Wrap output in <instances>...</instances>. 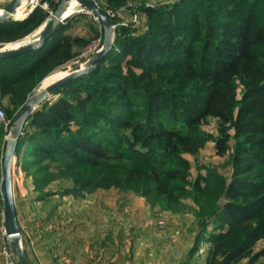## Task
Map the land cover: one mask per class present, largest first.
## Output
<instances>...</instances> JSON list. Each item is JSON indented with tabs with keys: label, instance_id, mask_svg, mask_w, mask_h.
<instances>
[{
	"label": "trees",
	"instance_id": "obj_1",
	"mask_svg": "<svg viewBox=\"0 0 264 264\" xmlns=\"http://www.w3.org/2000/svg\"><path fill=\"white\" fill-rule=\"evenodd\" d=\"M62 1L42 0L51 11ZM95 1L115 12L128 2ZM151 2L136 3L139 23L116 28L114 48L93 71L29 116L18 167L43 198L53 184L76 197L114 189L163 212H190L197 227L180 264H256L264 257L256 251L264 241V0ZM48 17L37 7L26 19L0 20V47L32 36ZM77 23L68 18L40 49L0 60V107L12 120L8 129L0 121V213L18 111L104 40L94 26V37L73 35ZM212 121L215 133L205 132ZM211 142L222 172L187 158Z\"/></svg>",
	"mask_w": 264,
	"mask_h": 264
},
{
	"label": "crops",
	"instance_id": "obj_2",
	"mask_svg": "<svg viewBox=\"0 0 264 264\" xmlns=\"http://www.w3.org/2000/svg\"><path fill=\"white\" fill-rule=\"evenodd\" d=\"M13 1L0 0V9ZM21 171L23 188L14 195L30 264H180L192 246L177 257L174 237L161 234L156 209L134 192L97 190L76 197L59 188L43 198ZM165 217L166 231H188L194 240L193 214L166 212ZM3 243L0 264H20L11 242L4 238ZM263 248L261 241L256 251ZM256 264H264V257Z\"/></svg>",
	"mask_w": 264,
	"mask_h": 264
},
{
	"label": "water",
	"instance_id": "obj_3",
	"mask_svg": "<svg viewBox=\"0 0 264 264\" xmlns=\"http://www.w3.org/2000/svg\"><path fill=\"white\" fill-rule=\"evenodd\" d=\"M69 0H63L56 12L51 18L40 28V36L37 40L19 46L17 48L0 51V60L9 57L19 56L28 52L40 49L46 39L53 33L57 26L64 23V9ZM82 8L91 10L100 19L104 27V44L100 52L96 53L90 60L86 69L81 68V64L72 68L70 75L47 87L46 89H37L28 99L27 103L18 111L14 120V129L11 131L13 137L7 139V145L3 157L2 164V200L4 204V229L8 240L11 242L14 252L20 264H30L22 248L23 230L20 226L15 195H14V171L17 164V149L23 136L24 125L29 116L43 103L51 101L55 95L64 86L73 80L86 75L93 71L114 48L115 28L113 19L103 10L95 0H77ZM22 0H15L10 7L2 10L0 20L7 21L14 16L20 7Z\"/></svg>",
	"mask_w": 264,
	"mask_h": 264
},
{
	"label": "rangeland",
	"instance_id": "obj_4",
	"mask_svg": "<svg viewBox=\"0 0 264 264\" xmlns=\"http://www.w3.org/2000/svg\"><path fill=\"white\" fill-rule=\"evenodd\" d=\"M40 5L41 6H37V7H41V8L44 7L43 9H45V10L48 11V13H49L48 20H49L51 18V16L56 11H51L49 9V7L46 8V6H43L42 3ZM22 6H23V3L20 6L19 10L16 12V14L12 17V19H14V20H23V19H26L28 17V15L31 13V8H32L33 5L31 4L30 0H27L26 3H25V5L23 7ZM70 9L73 10L72 13H74V15H72L71 17H74L75 16L80 21V23H77L76 26H75V28L72 30V34L73 35L80 36V37H86V38L94 37L95 36V33L92 32L91 26L97 27V29L100 32H101L102 29L104 30V27H103V24L102 23L98 24V23L94 22V20L92 19L91 16L86 15L85 13H82L81 12L82 9H83L82 7L77 6L75 9H73V7L70 8ZM0 10H5V9H0ZM19 11H21V16L20 17H17L16 15H17V13ZM71 17H69V18H71ZM81 17H83V18H81ZM113 19L116 20V23H115L116 25H121L123 23L127 24L126 27H134V25H135V24H131V23H126L123 19H121L119 17V15L118 16H115ZM39 36H40V29L35 34H33L32 36L28 37L27 39H25L23 41L2 46V47H0V49H4V50L12 49V47H14V45H17V46H20L21 45V46H23L26 43H28V40H31V42H33V41L37 40L39 38ZM115 36H116V33H115ZM97 40L98 39H96L95 41H97ZM95 41L91 44L90 48L88 50H86L87 52L85 51L86 53L81 57V60L76 61V62L68 65L67 66V69L65 71H61V72H59L57 74L59 75L62 72L69 71L73 67H75V66H77L79 64H81V66H83V68H84L85 65L87 64V62H89L91 60V58L96 53L100 52L101 49H102V47H103L104 40H103V42H102V39L100 40L101 41V44L97 48H96V45L98 43H100V41H97V42H95ZM1 51H3V50H1ZM57 74L54 75L53 77H51L45 84H43V85L41 84V86H42V87L40 86L41 89H46L47 87H49L50 85H52L53 83H55L56 81H58V79L56 80V78L58 76ZM211 124H214V122L212 121ZM211 124L210 125H207V126H204L203 127V130L205 132H208V133H215V127H214V125H211ZM14 126H15V124L13 125L11 131L14 129ZM11 131L8 134L7 139L12 136L13 133H11ZM213 149L214 148L210 144H208L207 147H206V149H204L202 151V153L200 154V156L198 158H194V157H191V156L190 157L187 156V158L189 160H191V162L195 165V167H197V166H201V167L208 166V167H211V168L219 169L222 172L223 170H221V166L224 164L225 159L224 158H221V157L219 158V156H217L216 154H214ZM203 173H205V171ZM23 177L24 176L22 174V171L18 167V160H17L16 168H15V171H14V192L17 193L19 191V189H22L23 188V183H24L23 182L24 181V178ZM59 188H60V186L58 184H53L50 187L49 193H51V191H54V190L59 189ZM1 209H2L1 210L2 212L0 213V250H1V248L3 246L7 245V244H4L3 243V239L5 238V241H7V239H8L7 238V234H5L6 232L4 231L5 230L4 229V208H1ZM156 211H157V213H161L162 214V217H163L162 219L164 221V227L161 228L159 226V229L161 231V234H162V236H165L166 235V236H173L174 237L175 243H176V255L178 257L179 253L181 254V253L187 251L189 249V245H192V243H193V241H192V235L190 233H188V231H186V232L183 233L182 231H179V229L178 228H175V227H171L168 231H166L167 230L166 227H167V224H168V222H167V219L168 218L165 217L166 212L160 211L159 209H156ZM157 213H156V215L158 216ZM158 217H160V216H158ZM187 253L188 252H186V254Z\"/></svg>",
	"mask_w": 264,
	"mask_h": 264
},
{
	"label": "built area",
	"instance_id": "obj_5",
	"mask_svg": "<svg viewBox=\"0 0 264 264\" xmlns=\"http://www.w3.org/2000/svg\"><path fill=\"white\" fill-rule=\"evenodd\" d=\"M151 1H157V0H128L126 7L123 8V9H121V10H119V11H117V12L112 11V10H105V11L110 15V17L112 19L115 16H118L119 15V17L121 19H123L126 23L135 24L134 26H136L139 23V20H140V15H139V11H138V7H137L136 3H139V4H142L143 3V4H146V6L151 7L152 6V2ZM30 2L33 5L32 8H31V12L35 8H37V6H41L40 5L41 3L43 4V6H46V8L48 7V5L45 4V3H43L42 0H30ZM81 12L82 13H85L86 15L91 16L92 19L94 20V22H96L98 24L101 23L100 19L91 10H88V9L83 8ZM129 15H130V18H128ZM114 25H115L114 28L116 29L118 26H126L127 24L123 23L121 25H116L114 23ZM100 40L101 39H98L97 41H100ZM97 41H95V42H97ZM100 44H101V41H100V43H98L96 45V48L99 47ZM1 50H4V49H0V51ZM0 121L4 123L6 129H8L9 126L12 124V120L7 117L5 110L3 108H1V107H0ZM157 214H158V216H160L159 226L161 228H163L164 227V221L162 219V214L161 213H157ZM22 230H23V228H22Z\"/></svg>",
	"mask_w": 264,
	"mask_h": 264
},
{
	"label": "bare ground",
	"instance_id": "obj_6",
	"mask_svg": "<svg viewBox=\"0 0 264 264\" xmlns=\"http://www.w3.org/2000/svg\"><path fill=\"white\" fill-rule=\"evenodd\" d=\"M26 1L27 0H22V3H23V6L25 5V3H26ZM22 3H21V5H22ZM20 5V6H21ZM22 6V7H23ZM77 6H79V7H81V5H80V3L77 1V0H69L68 2H67V4H66V6H65V9H64V18L66 17L67 19L69 18V17H71L72 15H74V13H72L73 12V10H71L70 8H72L73 7V9H75ZM20 8V7H19ZM19 8L17 9V11L19 10ZM22 9V8H21ZM20 9V10H21ZM16 11V12H17ZM0 13H2V10L0 11ZM72 13V14H71ZM16 14V13H15ZM14 14V15H15ZM17 17H20L21 16V11H19L18 13H17V15H16ZM28 43H31V40H28ZM28 43H26V44H28ZM21 46V45H20ZM17 47H19V46H17V45H14V47H12V49L13 48H17ZM89 63H90V61L89 62H87V64L85 65V67L83 68V66H81V68L82 69H86L88 66H89ZM71 71H72V69L71 70H69V71H66V72H62V73H60L58 76H57V78H56V80L58 79V81H60L61 79H64L65 77H67L68 75H70V73H71ZM58 81H56V82H58ZM55 82V83H56ZM54 84V83H53ZM52 84V85H53ZM51 86V85H50ZM13 137V134H12V136L10 137V139Z\"/></svg>",
	"mask_w": 264,
	"mask_h": 264
}]
</instances>
